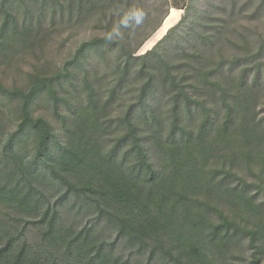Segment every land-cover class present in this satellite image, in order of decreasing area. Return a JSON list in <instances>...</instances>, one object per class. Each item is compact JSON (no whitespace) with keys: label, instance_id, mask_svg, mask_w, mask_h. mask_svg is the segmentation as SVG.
<instances>
[{"label":"trees","instance_id":"trees-1","mask_svg":"<svg viewBox=\"0 0 264 264\" xmlns=\"http://www.w3.org/2000/svg\"><path fill=\"white\" fill-rule=\"evenodd\" d=\"M161 1L185 15L146 53L99 28L59 62L136 0H0V264L262 263L264 45Z\"/></svg>","mask_w":264,"mask_h":264},{"label":"rangeland","instance_id":"rangeland-1","mask_svg":"<svg viewBox=\"0 0 264 264\" xmlns=\"http://www.w3.org/2000/svg\"><path fill=\"white\" fill-rule=\"evenodd\" d=\"M173 2L178 5H188L191 20L196 16L199 20L203 19L206 17V11H209V18L212 23L224 21L230 24V36L227 35V39L224 41L225 47L230 49L229 52L231 51L229 56L237 54L243 56L245 51L242 47L245 46L246 41L250 48L251 45L256 48L264 45V0H173ZM259 7H262L260 13L257 12ZM184 15L185 11L171 9L161 0H136L129 16L118 17L115 13V15L111 14L108 18H104L101 23L98 18H95L87 26L80 28L77 32L75 31V37L72 39L69 38L67 32L65 34L58 32L52 47V57L59 62L68 58L70 52L80 43L78 34L82 35L81 38L101 35L102 30L99 28L112 31L113 35L117 37H114L115 39L122 38L126 45L131 48L138 46L143 42V39L149 36V40L143 44L138 52V55H142L152 49ZM111 24L112 27H110ZM72 30L73 28H70L68 31ZM197 39L198 37H193L194 42H197ZM233 44L238 45L234 47ZM22 69L23 74L28 70L27 67H22ZM0 81L12 84V80H6L1 74ZM51 110V106L46 101L38 110L36 109L38 112L52 116ZM262 111L264 114V105H262ZM245 247H248L247 244ZM245 250L246 252H242L239 257L243 258L242 264H249L252 249L247 248ZM235 262L240 264L241 261L236 259ZM261 264H264V257Z\"/></svg>","mask_w":264,"mask_h":264},{"label":"crops","instance_id":"crops-1","mask_svg":"<svg viewBox=\"0 0 264 264\" xmlns=\"http://www.w3.org/2000/svg\"><path fill=\"white\" fill-rule=\"evenodd\" d=\"M176 10V9H175Z\"/></svg>","mask_w":264,"mask_h":264}]
</instances>
